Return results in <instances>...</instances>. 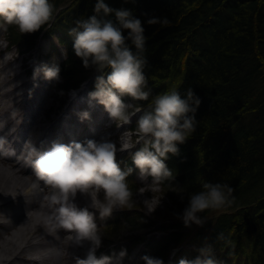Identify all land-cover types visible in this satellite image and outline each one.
Here are the masks:
<instances>
[{
  "label": "trees",
  "instance_id": "16d2710c",
  "mask_svg": "<svg viewBox=\"0 0 264 264\" xmlns=\"http://www.w3.org/2000/svg\"><path fill=\"white\" fill-rule=\"evenodd\" d=\"M54 2V15L41 29L22 33L14 24L0 29L8 47L14 46L19 52H31L42 37L51 41L54 51L57 44L63 46L61 79L54 84L57 95L64 96L62 105L69 91L83 82L90 80V87H95L97 73L83 65L68 31L78 18L93 13L95 0ZM108 2L133 9L145 24V71L152 94L172 86L182 92L192 87L202 98L196 130L180 144L179 154L170 153L167 159L175 179L160 182V191L169 202L168 216L159 221L127 204L110 217H99L98 226L110 235L122 229L139 232L127 244L116 240L109 245L117 252L128 249L125 264L133 247L139 248L137 258L145 264V253L163 257L166 262L194 257L197 247L208 238L220 263L264 264V0ZM152 15L167 16L172 23L148 24ZM48 56L49 60L53 58L50 53ZM132 103L147 107L148 101ZM138 115L129 121L134 137ZM138 146L118 158L123 161L121 167L133 169L127 177L131 204L140 183L135 180L139 169L130 152ZM204 180L227 181L235 200L216 216H209L213 209H205L202 215L208 219L203 225L186 226L175 213L183 211L187 195L200 190ZM175 190L182 191L184 199ZM221 231L226 240L217 239ZM97 250L112 253L102 246Z\"/></svg>",
  "mask_w": 264,
  "mask_h": 264
},
{
  "label": "clouds",
  "instance_id": "9594fccd",
  "mask_svg": "<svg viewBox=\"0 0 264 264\" xmlns=\"http://www.w3.org/2000/svg\"><path fill=\"white\" fill-rule=\"evenodd\" d=\"M54 11V0H0V28L14 24L22 33L35 32L52 19ZM147 23L169 25L172 21L167 16L152 15ZM68 31L83 65L97 73L95 87L88 92L89 103L103 105L110 123H127L139 113L135 142L139 146L130 155L140 174L150 175L157 182L175 179L167 159L170 153L179 154L180 144L196 130V113L202 102L200 95L192 87L182 92L175 86L152 94L145 71L148 39L145 24L131 8L114 7L108 0H95L93 13L78 18ZM61 71L58 58L51 63L36 62L32 78L35 80L42 73L49 81H59ZM28 91L31 94L32 89ZM63 92L61 89V94ZM132 101H148V104L147 107L134 106ZM78 115L82 121L92 119L90 109H83ZM7 145V136L0 134V150H7ZM133 147L126 135L120 137L119 144L109 135L74 139L68 143L56 140L46 149L37 147L31 139L25 142L26 161L52 188L47 197V207L51 210L47 221L52 230H70L77 245H88L86 254L78 256L75 264H125L126 247L97 255L104 235L96 217L97 214L101 218L110 217L114 210L129 203L127 177L133 169L121 167L123 161L117 159V152ZM175 191L184 199L182 191ZM233 191L227 181L204 180L200 190L187 195L183 211L175 214L186 226L203 225L208 219L202 215L204 210L231 205L235 200ZM0 193L15 197L20 192L0 189ZM78 194L83 195L84 203L78 201ZM145 203L149 214L158 206ZM217 239L227 237L221 231ZM142 259L145 264H220L208 238L191 258L183 256L166 262L163 257L145 253Z\"/></svg>",
  "mask_w": 264,
  "mask_h": 264
},
{
  "label": "rangeland",
  "instance_id": "374dc122",
  "mask_svg": "<svg viewBox=\"0 0 264 264\" xmlns=\"http://www.w3.org/2000/svg\"><path fill=\"white\" fill-rule=\"evenodd\" d=\"M3 29H0V134H4L7 137L10 136L13 128H16V133L14 134L12 143L8 141L7 150H0V168H5L8 172L14 173L17 171L19 175L26 179L27 183L25 187H16L14 186L16 183L11 184L8 183V179L3 176L0 178V184L4 182V184L0 186L5 187V181L8 183L6 188L11 190V187L20 190L21 192H26V188H31L29 194L26 196L23 195V199H27V203L31 200L35 201L34 206L30 208L31 214L36 213L39 219V223L41 226L39 227V232L36 233L31 242H39L43 243V247L45 249H41L42 252L47 253L52 252L51 258L49 260L41 262L42 264L49 263L52 261L58 260L62 264H75V260L82 253L87 252L88 245H76V247H69L66 244L72 243L73 236L69 233L61 234L63 229L52 230L51 225L47 221V217L50 214V209L47 207L48 200L47 197L51 195L52 188L51 186L43 185L42 180L39 178H35L33 175L29 173L23 172V170L19 171V166L15 164V159H22L25 152V142L28 139L33 140L36 144L38 141L41 142L42 135L45 134L47 128H51L50 123L53 122V129L57 130V128L62 129L67 126V129H70V138L68 142L72 140H83L85 137H96L100 138L104 135H109V137L119 144V140L121 136L126 135L130 141L133 142L135 146L136 138L132 137V133L127 129V126L124 123L113 124L109 122V116L107 111L104 109V106L97 103L100 108L96 109V112L91 110L92 119L91 120H81L79 118L78 112L86 109L85 104L87 103V96L89 92L88 81L83 82L78 90L80 92L75 91V95L70 93L67 94V101L64 102L63 107H60L61 98L64 96H58L57 92L51 89L50 81L43 77V74L37 77L35 80L32 78V73L34 69V65L36 62H48L51 63L54 58H58V60H62L64 57L59 54L60 50H63V46H56V50L54 51V47L49 40H41V46L38 48L34 54H32L31 59L30 55H24L21 51L16 47L6 48L3 41ZM53 57L52 59H47V55ZM49 57V56H48ZM54 80H52L53 82ZM88 82V83H87ZM28 89H32L31 94H29ZM22 90V91H21ZM74 90V89H73ZM56 95L53 97V93ZM28 94V99L25 100ZM23 100V101H22ZM25 102V103H24ZM24 107L29 111V115L23 112ZM22 111L21 113H19ZM21 114V115H20ZM22 116V119L20 117ZM100 116H103L102 122L104 124H99ZM106 117V118H105ZM54 120V121H53ZM106 121V122H105ZM18 129V130H17ZM63 135V131L61 132ZM60 134V136H61ZM53 137H56L53 135ZM53 137L51 135V139L46 140L44 147L48 148L51 146L53 142ZM10 138V140H11ZM15 140V141H14ZM37 140V141H36ZM62 142V138L59 139ZM43 141V140H42ZM64 142V141H63ZM21 147L22 151L14 156L13 152L17 148ZM129 150H125L123 152L118 151L117 157L121 159L124 157V152ZM22 159L21 161H23ZM139 177L143 180V184L136 191L134 204H131L129 198V205L135 207L136 210H141L148 216L156 220H163L168 216L167 206L169 204L165 195L162 194L161 187L151 182L146 178V175H141L139 173ZM141 180V181H142ZM10 184V185H9ZM11 186V187H10ZM23 188V189H22ZM77 199L80 203H84V198L82 194L77 195ZM152 205H158L155 211L151 214L146 213V203ZM1 204V202H0ZM23 204V201H19L18 203ZM33 204V203H32ZM15 204H9L6 208L4 206H0V245L2 241L12 235L19 224L15 226H10V223L13 221V218H8L9 215L13 214L15 211ZM126 206V205H125ZM4 208V209H3ZM41 208H44L41 209ZM34 212V213H33ZM34 214V215H36ZM98 214L96 220L98 219ZM98 223V222H97ZM99 230L104 235L103 241L106 242L105 245L102 243L103 249H112L117 251L114 247H111L109 244L112 241H117V243L121 242L127 244L130 240L131 236L139 234V232L119 230L114 233V235H110L109 231H106L103 227L98 226ZM61 234V235H59ZM59 235V236H58ZM66 237V238H65ZM56 240H60L57 243ZM65 247L64 250L61 249L62 245ZM133 243V242H132ZM115 244V243H112ZM127 246V245H126ZM132 248V247H131ZM26 256H31L34 259L38 257V254H32L26 252ZM103 253H106L105 250ZM139 248L133 247L130 252V259L134 258L135 255H138ZM101 253H97L99 255ZM141 261L140 258H137L136 261ZM18 264L17 262L7 263V259L3 260L0 264ZM31 264V263H29ZM34 264V263H32ZM127 264H132L130 261Z\"/></svg>",
  "mask_w": 264,
  "mask_h": 264
},
{
  "label": "bare ground",
  "instance_id": "6f19581e",
  "mask_svg": "<svg viewBox=\"0 0 264 264\" xmlns=\"http://www.w3.org/2000/svg\"><path fill=\"white\" fill-rule=\"evenodd\" d=\"M45 38L46 37H42L41 39L37 40L38 43L36 44L35 47H32L30 49L31 52L24 50V51H22V53L24 55H30L29 58L31 59V57H32L31 55L34 54L38 48H40L41 40L44 41ZM13 47H11V48H13ZM60 55L63 56L62 51L60 52ZM47 59H48V55H47ZM86 98H87V102H88L89 97L87 96ZM16 128H13V130L16 131ZM7 138L9 141L10 136H8ZM129 151L124 152V154H127ZM117 159H118V157H117ZM20 170L21 169H19V171ZM3 176H5L8 179V183H11V184L16 183L14 185L16 187H23L24 188L26 183H27L26 179L24 180V177H22V175H19L17 173V171H14V173H11V172H8L4 167L0 168V178H2ZM8 183H6V181H5V187L0 186V189H3L4 191H9L6 188V186H8ZM2 184H4V182ZM2 184H0V185H2ZM11 189L13 192H20V193H18V195L15 197H13L10 194L4 195L3 193H0V202H1L0 206H4V208H6L7 205H9L10 203L13 205L15 204V206L13 208L15 211L13 212V214L9 215L8 218H13L12 219L13 221L10 223V226H15L16 224H19V226L15 230H13L14 232L12 233V235H10L9 237H7L6 239H4L2 241V244L0 245V263H2V261L5 259H7V263H12L14 261V262H17L18 264H29V263L38 264V263H40V261L44 262V261L49 260V258H51V256H52V252H49V251L47 253L42 252L41 249H45V248H42L43 243H41V241L31 242V240L34 238L36 233L39 232V229H40L39 227L41 226V224L39 223V219L37 217L38 215L34 212L33 213L36 215L31 214L32 212H30V208H32V206H34L35 201L31 200L27 203L28 200L23 199L24 198L23 195L26 196L27 194H29L32 187L31 188L27 187L26 192H24L25 194L16 188L11 187ZM21 200L23 201V204L19 205L18 203ZM41 209L44 210V208H41ZM223 209H224V207L220 208V209H216V210L213 209L214 211H212L211 215H209V216H216V214H219L222 211H224ZM68 231H70V230L63 229L61 234L66 235V233H69ZM61 234H59V235H61ZM203 236L205 237L206 234H204ZM56 241H57V243L60 242V240H56ZM66 244L69 247L72 246V248L76 247V245H77L74 242V239H72V243H68L66 241ZM64 247H65V243L60 248L63 249V251H65ZM26 252H29L32 254H38V257L36 259H34L31 256H26L25 255V254H27ZM85 254L86 253L84 251V253H82L80 256H84ZM246 254H247V252H246ZM249 256H250V254H249ZM136 260L137 259H135L134 264H143L141 261H139V260L136 261ZM51 264H62V263H60V261H58V260H55V261L53 260ZM220 264H223V263H220ZM230 264H232V263L230 262Z\"/></svg>",
  "mask_w": 264,
  "mask_h": 264
}]
</instances>
